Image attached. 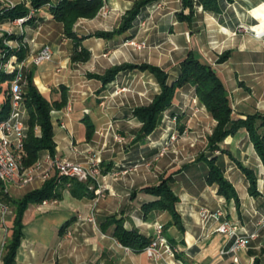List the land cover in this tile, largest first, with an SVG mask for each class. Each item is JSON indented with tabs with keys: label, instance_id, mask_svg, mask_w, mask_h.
I'll use <instances>...</instances> for the list:
<instances>
[{
	"label": "crops",
	"instance_id": "1",
	"mask_svg": "<svg viewBox=\"0 0 264 264\" xmlns=\"http://www.w3.org/2000/svg\"><path fill=\"white\" fill-rule=\"evenodd\" d=\"M134 1L105 0L106 14L101 8L94 17L75 22L74 31L85 36L80 42L88 53L84 61L71 60L73 42L62 38V24L52 18L46 6L35 12L33 20L11 31L27 49L25 76H31L36 89L50 101H60L65 94V105L50 112L54 155L80 163L94 155L101 165L99 178L89 183L91 197H75L64 186L57 200L26 207L15 264H171L166 259H148L143 251H126L110 235V227L104 226L110 216L121 218L126 229H137L146 237H152L155 225L162 224L165 238L178 250L174 260L181 264H252L255 259L264 264V227L246 249L222 255L219 251L228 248L231 240L215 231L221 221L228 220L245 234L264 218V165L247 130L237 129L223 138L217 150H208L207 138L216 121L188 84L176 91L155 129L140 138L141 122L133 111L148 105L160 91L154 75L133 68L119 71L107 83L95 77L128 63L156 65L173 80L179 62L192 52L220 76L233 118L264 114V37L237 31L239 24H245L264 36V0H217V11L205 10L198 0H192V13L181 0H157L141 10L125 33L108 38L93 35L117 29ZM13 2L29 6L27 0ZM179 14H190V18H179ZM10 23H0V30ZM130 40L145 45L138 49ZM44 45L50 47L51 59L32 63L33 55ZM223 54L227 58L219 61ZM21 113L27 126L24 105ZM172 133L178 137L169 143ZM165 146V153L157 156ZM47 154L41 150L36 161L43 163ZM200 155L216 158L238 202L219 195L217 187L207 183L208 165ZM241 167L254 174L257 195L249 193V181ZM173 172L177 222L167 211L144 214L142 204L153 197L140 189ZM42 184L36 179L24 188L0 185V203L6 207V211L0 207V264L11 235L14 200ZM202 207L221 216L202 222Z\"/></svg>",
	"mask_w": 264,
	"mask_h": 264
},
{
	"label": "trees",
	"instance_id": "2",
	"mask_svg": "<svg viewBox=\"0 0 264 264\" xmlns=\"http://www.w3.org/2000/svg\"><path fill=\"white\" fill-rule=\"evenodd\" d=\"M27 1L29 6L20 3L11 7L0 3V22L24 16L29 8L37 11L41 7L46 6L52 18L62 24L63 34L73 42L74 49L71 60L84 61L87 59L88 53L80 47V42L85 36L77 35L73 26L79 18L94 17L101 9L105 0H58L54 4H51L50 0ZM155 1L157 0H135L132 7L121 17L117 29L112 31H97L93 35L108 38L114 34L125 33L133 26V22L141 10ZM198 1L205 10H218L217 0ZM181 2L192 13V0H181ZM182 17L189 19L190 14L186 16L179 14V18ZM15 37L21 41L19 36ZM11 54H15L17 59L22 60L27 54V49L24 44H20L18 47L8 50L7 55ZM226 58L227 54H223L219 57V61H223ZM133 68L148 70L154 75L160 87V91L148 105L137 107L133 111V115L141 122L138 137H146L155 129L160 114L171 105L176 91L184 85L189 84L193 86L195 95L205 106L210 116L216 121V125L207 138L208 150H217L218 144L224 137L235 133L237 129L243 127L247 130L249 139L264 165V114L254 113L246 115L245 118H233L227 89L220 76L207 62L189 52L179 62L178 74L173 80H169L168 73L156 65H134L128 63L113 66L107 69L103 75H96L95 77L103 83H107L119 71ZM13 76L14 72L1 69L0 83H5V85H0L3 95V100L0 102V118L5 117L10 108L9 98L5 92ZM26 80V87L23 92V105L26 108L28 119L22 162L27 167L37 160L38 153L41 150H46L50 155H54L55 143L53 140L50 112L53 108H60L65 105L66 97L63 92L60 101H50L36 89L30 75L26 76ZM199 158L205 160L208 165L207 183L215 185L219 195L225 198H233L238 202V197L233 186L223 177L221 170L215 163L216 158H206L204 155H200ZM241 169L249 181V193L254 196L257 195L254 174L247 168L241 167ZM173 176L174 172L161 178L157 184L148 185L140 189L153 197L152 200L142 204L144 214H147L151 210L167 211L171 214L173 220L177 222L178 213L175 205L178 198L174 195L171 188ZM90 182H93V180L80 181L76 178L61 177L58 176L56 171H52L49 178L43 182L40 188L31 190L21 198L14 200L15 214L11 227V235L3 247V264H15L16 249L22 236V215L29 204L40 203L43 200H57L61 195L60 189L66 186L67 183H69V191L75 197H91L93 192L89 188ZM104 226L110 227V235L122 246L129 247L131 250L143 251L144 247L151 241V237L144 236L137 229H126L123 225V220L115 216L108 217ZM252 264H260V261L255 259Z\"/></svg>",
	"mask_w": 264,
	"mask_h": 264
},
{
	"label": "built area",
	"instance_id": "3",
	"mask_svg": "<svg viewBox=\"0 0 264 264\" xmlns=\"http://www.w3.org/2000/svg\"><path fill=\"white\" fill-rule=\"evenodd\" d=\"M103 14H106V6H102ZM20 23L22 18L17 19ZM237 31L250 33L255 37H264L252 27L245 24H239ZM129 43L135 48L144 47V42H135L133 40ZM51 49L48 45L42 46L32 57V63L39 64L43 61L51 59ZM4 71L14 72V76L9 82L8 88L5 92L9 98L8 114L0 118V185L10 184L18 188H24L36 179L44 182L46 181L52 171H56L58 176L66 178H76L80 181L97 180L101 174L100 159L97 156H89L86 163L73 162L68 159L60 158L49 153L44 157L43 163L36 161L30 166H24L22 162V154L24 149V140L27 136V126L22 120L21 107L23 106V92L26 84L25 78L20 74L19 70L11 67L0 65ZM0 87V94H1ZM181 133H185L183 130ZM178 137L177 133H172L169 136V143L175 141ZM166 146L161 148L157 156H162L166 151ZM113 175H117L113 173ZM69 183L66 184L68 186ZM43 204L46 200L42 201ZM3 211L6 207L0 203ZM221 216L220 212H211L207 208L202 207L199 210V217L202 222L209 218L218 220ZM264 227V218L258 221L257 228L251 232L240 234L237 228L228 220H223L217 226L215 231L228 237L231 240L230 245L226 249H221L219 253L234 254L239 250L246 249L252 240L259 236L260 229ZM69 234V233H68ZM126 251L130 248L123 246ZM177 248L173 246L163 234V225L156 224L154 234L151 241L143 249L144 254L151 260H170L171 264H181L175 261V254ZM1 258V252H0Z\"/></svg>",
	"mask_w": 264,
	"mask_h": 264
},
{
	"label": "rangeland",
	"instance_id": "4",
	"mask_svg": "<svg viewBox=\"0 0 264 264\" xmlns=\"http://www.w3.org/2000/svg\"><path fill=\"white\" fill-rule=\"evenodd\" d=\"M0 3L4 4V5L11 6V7L15 5L13 0H0ZM35 12H36L35 9L29 8L28 12L24 16L17 17V18H14L12 20H6L9 23L11 22L10 25L7 27H4L5 29L3 31L0 30V65H3L5 67L13 66L14 68L18 69L20 74L23 76V78H25V81H27V80H26L25 71H24V59L19 60V59H17V56L15 54L7 55V52H8V50H11V49L18 47L20 44H23V43H21L22 41H19L18 39H16L14 34H11L12 33L11 31L13 30L14 26L21 27L25 21L33 20ZM19 18L23 19V21L20 23L17 21V19H19ZM2 22H0V23H2ZM73 28H74V26H73ZM62 38L69 39L64 34H63ZM70 41H71V39H70ZM133 41H135V40H133ZM0 85H5V83H0ZM25 87H26V84L23 87L24 88L23 90H25ZM1 99H2V93L0 94V100Z\"/></svg>",
	"mask_w": 264,
	"mask_h": 264
}]
</instances>
